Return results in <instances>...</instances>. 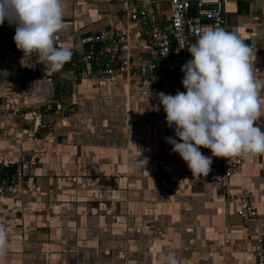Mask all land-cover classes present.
<instances>
[{
  "label": "crops",
  "instance_id": "crops-1",
  "mask_svg": "<svg viewBox=\"0 0 264 264\" xmlns=\"http://www.w3.org/2000/svg\"><path fill=\"white\" fill-rule=\"evenodd\" d=\"M209 2L221 4L223 24L202 30L237 33L255 52L254 75L264 81V0ZM63 6L66 27L55 42H70L72 57L59 71L44 74L35 56L0 48V173H26L20 193L0 198L10 242L0 264H159L169 253L179 264H254L250 242L264 237V155L216 158L241 161L229 192L256 212L242 222L236 202L193 177L166 142L175 137L158 100L171 91L167 77L92 82L81 63L85 47L99 46L91 42L97 33L120 37L121 57L152 59L145 30L128 13L146 6L166 27V1ZM257 124L264 131V116ZM125 157L147 158L146 172Z\"/></svg>",
  "mask_w": 264,
  "mask_h": 264
},
{
  "label": "clouds",
  "instance_id": "clouds-1",
  "mask_svg": "<svg viewBox=\"0 0 264 264\" xmlns=\"http://www.w3.org/2000/svg\"><path fill=\"white\" fill-rule=\"evenodd\" d=\"M63 16V0H0V25L7 22L15 27L17 50L35 56L44 65V74L59 71L72 56L70 42L63 47L55 42V35L66 27ZM183 48L192 57L181 67L186 92L158 93L166 123L175 132L166 140L172 152L197 178L208 175L213 157L248 160L264 155V131L257 124L264 116V81L254 75L252 47L235 32L209 26ZM200 148L210 149L211 156L203 155ZM139 157H125V163L145 171L148 159ZM9 243L7 228L0 222V259ZM159 264L179 261L169 253L159 258Z\"/></svg>",
  "mask_w": 264,
  "mask_h": 264
},
{
  "label": "built area",
  "instance_id": "built-area-1",
  "mask_svg": "<svg viewBox=\"0 0 264 264\" xmlns=\"http://www.w3.org/2000/svg\"><path fill=\"white\" fill-rule=\"evenodd\" d=\"M168 6L167 26L162 27L154 13L146 6H139L129 10L128 19L145 30L153 58L139 64L129 58L120 56L121 39L118 36L106 33H97L92 36L91 42L99 44L90 46L81 53V63L87 68V76L92 82L110 80L115 76L136 77L139 79L165 76L169 79L171 91L167 95L186 92L182 86L184 74L181 67L192 59L183 45L194 42L198 34L206 25L218 26L223 24L220 16L221 4L210 0H165ZM15 27L7 22L0 25V48L7 53L15 49L13 37ZM180 49V50H179ZM72 57V56H71ZM205 156H211L210 149L200 148ZM181 162L184 161L180 158ZM208 175L198 177L207 181L213 188L221 191L225 198L234 200L237 204L235 215L242 222L254 220L256 212L252 204L242 198H235L229 192L230 178L238 172L240 159L233 158L217 162L216 157ZM187 166V165H186ZM26 176L22 169L13 172L9 177L0 178V198L8 194L16 196L20 193V182ZM18 200L14 201L17 205ZM251 255L254 264H264V237L257 235L250 242Z\"/></svg>",
  "mask_w": 264,
  "mask_h": 264
},
{
  "label": "trees",
  "instance_id": "trees-1",
  "mask_svg": "<svg viewBox=\"0 0 264 264\" xmlns=\"http://www.w3.org/2000/svg\"><path fill=\"white\" fill-rule=\"evenodd\" d=\"M89 47H85L84 50H87ZM6 170V174H1L0 173V178H6V177H9L13 172H14V167H8V168H5Z\"/></svg>",
  "mask_w": 264,
  "mask_h": 264
}]
</instances>
